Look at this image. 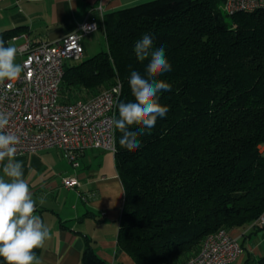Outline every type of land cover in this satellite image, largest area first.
I'll return each mask as SVG.
<instances>
[{"label":"trees","instance_id":"trees-1","mask_svg":"<svg viewBox=\"0 0 264 264\" xmlns=\"http://www.w3.org/2000/svg\"><path fill=\"white\" fill-rule=\"evenodd\" d=\"M224 1L150 0L107 12L105 49L65 64L62 102L116 81L118 101L134 102L130 73L146 76L149 62L134 53L144 34L172 66L157 77L172 87L158 94L169 111L138 137L141 147L122 148L115 129L124 192L115 255L125 252L134 264H183L208 233L264 228V9L227 13ZM0 36L6 43L12 34ZM34 251L38 257L41 248ZM81 264H107L89 239ZM248 264H264V255Z\"/></svg>","mask_w":264,"mask_h":264},{"label":"crops","instance_id":"crops-1","mask_svg":"<svg viewBox=\"0 0 264 264\" xmlns=\"http://www.w3.org/2000/svg\"><path fill=\"white\" fill-rule=\"evenodd\" d=\"M146 1L150 0H0V33H11L6 43L16 48L27 39L34 44L56 41L76 31L87 16H94L98 29L82 37L83 57H88L102 43L106 45L101 28L105 13ZM20 59L17 53L15 62ZM63 158L66 159L58 148L15 157L23 161L24 178L36 201L35 214L50 229V238L38 256L40 264H81L87 239L107 264H134L125 252L115 255L124 192L113 152L95 147L84 149L78 156L80 164L70 171L79 182L73 187H65L62 181L57 184L52 174ZM230 233L242 246V252L231 264L254 263L264 255V228L247 225L233 228Z\"/></svg>","mask_w":264,"mask_h":264},{"label":"built area","instance_id":"built-area-1","mask_svg":"<svg viewBox=\"0 0 264 264\" xmlns=\"http://www.w3.org/2000/svg\"><path fill=\"white\" fill-rule=\"evenodd\" d=\"M264 9V0H225L227 13ZM85 26H88L86 29ZM94 26V27H92ZM98 29L94 16H87L77 30L56 41L32 43L28 39L17 50L24 71L16 80L0 84V111L10 112L5 131L19 137L15 157L48 148H58L73 166L86 148L114 152L115 128L111 119L121 93V82L87 99L60 101L65 64L84 56L82 37ZM16 38V37H14ZM264 153V144L259 147ZM65 187L78 186L76 177H63ZM264 223V216L259 219ZM242 252L239 240L227 229L208 233L199 251L183 264H231Z\"/></svg>","mask_w":264,"mask_h":264},{"label":"clouds","instance_id":"clouds-1","mask_svg":"<svg viewBox=\"0 0 264 264\" xmlns=\"http://www.w3.org/2000/svg\"><path fill=\"white\" fill-rule=\"evenodd\" d=\"M17 52L15 46H6L0 36V84L18 79L24 71V66L15 62ZM134 53L138 61H149L146 76L131 71L129 85L134 102L118 101V118L114 115L111 119V124L122 134L120 146L128 151L140 148L138 137L152 129L158 118L166 117L169 108L158 102V94L172 90L169 83L157 79L172 70L163 46L153 50V37L144 34L135 43ZM11 115L0 111V169L3 173L0 175V258L5 264H40L34 250L44 246L50 238V229L35 214L36 201L24 178L23 161L15 159L19 137L5 131ZM133 125L138 127L130 130Z\"/></svg>","mask_w":264,"mask_h":264},{"label":"rangeland","instance_id":"rangeland-1","mask_svg":"<svg viewBox=\"0 0 264 264\" xmlns=\"http://www.w3.org/2000/svg\"><path fill=\"white\" fill-rule=\"evenodd\" d=\"M225 19H226L227 22L230 21V17H228V16H225ZM105 47H106V45L104 43H102V46L100 47V49H97V51H95V53L98 52V51L104 50ZM101 90H103V89H101ZM100 91H98V92H100ZM87 93L89 95L88 98L92 96L90 90ZM97 93H95V94H97ZM109 152L111 153V151H109ZM77 162H78V165H79L80 163H79V160L78 159H77ZM56 163H57V161H56ZM72 166L73 165L70 162H68L66 159H64L61 163H57V165L55 167L56 169H54V171L52 172V174L56 177L57 184H60L61 183L63 177L75 176L74 174L70 173L71 169H73ZM33 175H34V173H33Z\"/></svg>","mask_w":264,"mask_h":264}]
</instances>
